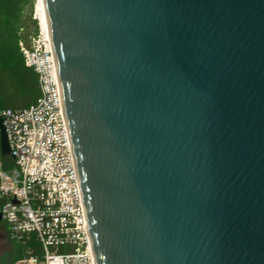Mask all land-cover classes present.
<instances>
[{
	"label": "water",
	"instance_id": "95a60500",
	"mask_svg": "<svg viewBox=\"0 0 264 264\" xmlns=\"http://www.w3.org/2000/svg\"><path fill=\"white\" fill-rule=\"evenodd\" d=\"M45 7L97 264H264V0Z\"/></svg>",
	"mask_w": 264,
	"mask_h": 264
},
{
	"label": "built area",
	"instance_id": "2783aa9c",
	"mask_svg": "<svg viewBox=\"0 0 264 264\" xmlns=\"http://www.w3.org/2000/svg\"><path fill=\"white\" fill-rule=\"evenodd\" d=\"M20 50L40 95L25 108H0L14 161L5 166L0 147V218L10 242L23 246L10 264H97L53 45L42 25Z\"/></svg>",
	"mask_w": 264,
	"mask_h": 264
},
{
	"label": "trees",
	"instance_id": "16d2710c",
	"mask_svg": "<svg viewBox=\"0 0 264 264\" xmlns=\"http://www.w3.org/2000/svg\"><path fill=\"white\" fill-rule=\"evenodd\" d=\"M28 5L32 18L34 0H0V108H25L35 103L40 95L38 76L25 65L20 50V41L29 45L31 37L40 30L36 21L30 27L26 19ZM3 160L5 166L14 164L10 155H3ZM30 244L34 247L33 253L40 255V245L32 241ZM12 246L14 261L23 256V246L15 243ZM67 250L66 246L60 248V251Z\"/></svg>",
	"mask_w": 264,
	"mask_h": 264
},
{
	"label": "rangeland",
	"instance_id": "374dc122",
	"mask_svg": "<svg viewBox=\"0 0 264 264\" xmlns=\"http://www.w3.org/2000/svg\"><path fill=\"white\" fill-rule=\"evenodd\" d=\"M38 3V0H34L32 18H30L29 15L31 10L30 5L26 8V19L29 22L30 27L34 26L35 21L39 24V27L42 25L40 12L38 11ZM4 225V223H0V264H10L14 256V250L7 235V228H4Z\"/></svg>",
	"mask_w": 264,
	"mask_h": 264
},
{
	"label": "bare ground",
	"instance_id": "6f19581e",
	"mask_svg": "<svg viewBox=\"0 0 264 264\" xmlns=\"http://www.w3.org/2000/svg\"><path fill=\"white\" fill-rule=\"evenodd\" d=\"M38 11L40 12V18H41V24L44 29V31L50 36V30H49V23L47 19V13H46V7H45V0H38Z\"/></svg>",
	"mask_w": 264,
	"mask_h": 264
},
{
	"label": "flooded vegetation",
	"instance_id": "af4514ba",
	"mask_svg": "<svg viewBox=\"0 0 264 264\" xmlns=\"http://www.w3.org/2000/svg\"><path fill=\"white\" fill-rule=\"evenodd\" d=\"M2 202H3V198L0 197V206H1ZM0 223H4L2 218H0ZM4 226H5L4 228H6V225H4Z\"/></svg>",
	"mask_w": 264,
	"mask_h": 264
}]
</instances>
